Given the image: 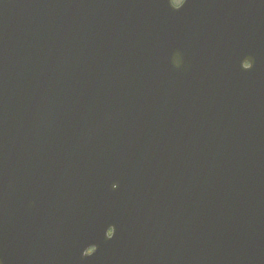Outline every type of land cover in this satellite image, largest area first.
I'll use <instances>...</instances> for the list:
<instances>
[{
    "label": "water",
    "instance_id": "obj_1",
    "mask_svg": "<svg viewBox=\"0 0 264 264\" xmlns=\"http://www.w3.org/2000/svg\"><path fill=\"white\" fill-rule=\"evenodd\" d=\"M61 236L264 264V0H0V264Z\"/></svg>",
    "mask_w": 264,
    "mask_h": 264
},
{
    "label": "bare ground",
    "instance_id": "obj_2",
    "mask_svg": "<svg viewBox=\"0 0 264 264\" xmlns=\"http://www.w3.org/2000/svg\"><path fill=\"white\" fill-rule=\"evenodd\" d=\"M71 214V213H70ZM58 219L61 222H65V224H67L66 222V217L65 214L63 213L62 215H60L58 217ZM66 241L67 238L65 237V240H59V243L64 245L63 250L59 253V251L57 249H51L49 252L54 251L56 253H59L57 256H51L49 255L46 250L45 252H42L41 255L39 257H36L34 259H32V264H53L52 261H56V260H60V261H64L66 264H76V261L74 260V258L72 257H67L66 255H72V253L70 251H68L65 246H66ZM59 245V244H58ZM57 245V246H58ZM31 246L34 247H40L42 248L43 245L39 244V243H34L31 244ZM44 251V250H43Z\"/></svg>",
    "mask_w": 264,
    "mask_h": 264
},
{
    "label": "rangeland",
    "instance_id": "obj_3",
    "mask_svg": "<svg viewBox=\"0 0 264 264\" xmlns=\"http://www.w3.org/2000/svg\"><path fill=\"white\" fill-rule=\"evenodd\" d=\"M175 1H176L177 3H179L181 0H179V1H178V0H175Z\"/></svg>",
    "mask_w": 264,
    "mask_h": 264
}]
</instances>
